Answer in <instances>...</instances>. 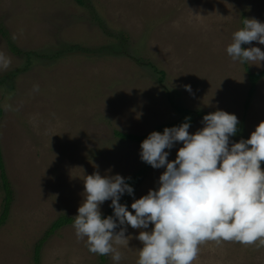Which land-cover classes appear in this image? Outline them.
I'll list each match as a JSON object with an SVG mask.
<instances>
[{"label": "rangeland", "instance_id": "obj_1", "mask_svg": "<svg viewBox=\"0 0 264 264\" xmlns=\"http://www.w3.org/2000/svg\"><path fill=\"white\" fill-rule=\"evenodd\" d=\"M245 18L264 22V0H0V23L22 51L14 54L0 34L7 61L0 62V149L13 190L0 227V264H35L37 243L60 215L77 214L93 172L127 179L143 169L126 200L130 211L134 199L158 186L164 168L143 162L140 145L114 130L145 134L185 108L203 113L189 128L195 132L219 108L239 120L230 142L250 136L264 120V76L250 97L245 63L226 52ZM251 46L264 51L256 41L242 45ZM251 63L252 72L264 69ZM2 204L0 188V213ZM110 204L101 205L102 215ZM120 227L129 240L114 245L118 264H137L140 229L115 231ZM86 240L73 224L55 230L39 264H117L111 254L90 252ZM199 248L193 264H264L259 241Z\"/></svg>", "mask_w": 264, "mask_h": 264}, {"label": "clouds", "instance_id": "obj_2", "mask_svg": "<svg viewBox=\"0 0 264 264\" xmlns=\"http://www.w3.org/2000/svg\"><path fill=\"white\" fill-rule=\"evenodd\" d=\"M253 41L264 45V22L245 18L226 52L234 61L264 66L260 47H242ZM0 62L7 67L3 57ZM184 87L192 91L191 85ZM202 124L190 132L186 118L141 141L140 159L164 171L155 189L133 200L131 211L120 202L124 194L134 195L125 177L99 171L86 176L73 228L78 239L87 238L90 252L111 254L118 264L122 256L114 245H128L129 239L126 227L115 230L125 225L140 229L137 264H193L207 241L264 245V120L236 142H230L238 132L236 114L217 108L202 117ZM178 143L182 146L169 160ZM108 200L113 214L103 216L101 205Z\"/></svg>", "mask_w": 264, "mask_h": 264}, {"label": "trees", "instance_id": "obj_3", "mask_svg": "<svg viewBox=\"0 0 264 264\" xmlns=\"http://www.w3.org/2000/svg\"><path fill=\"white\" fill-rule=\"evenodd\" d=\"M73 1L79 6H86L87 5V0H73ZM0 34L7 40L8 47L14 54H16V55L22 54V51L17 46H15L14 43L11 41L7 31L4 30V27L2 26L1 23H0ZM245 69L247 70V75H248V79L250 82V89H249L248 95L251 97V95L253 94L254 86L256 85V82L264 76V69L262 71H259V72H252L246 63H245ZM160 73L164 74L163 71H161ZM177 111L179 112V115L175 121L159 125L158 127H155L152 131L155 130V131L163 132V129L165 127L178 126L179 124L184 122L186 118H188L190 120V124H193L196 121V119H195L196 117H201L203 115V113H201V112H195L194 113L193 111H190V110L185 109V108H177ZM1 115H2V109L0 107V117H1ZM152 131H149L145 134L139 135V134H131V133H126V132L114 130V135L116 137L120 138L121 140L134 141L140 145L141 141L143 139H145L147 137V135ZM142 171H143V169L126 179V182L129 183L130 185H132L133 189H135V186L138 183L139 174ZM0 188L3 192V204H2L3 207H2V211L0 213V227H1V225H3L8 218L10 206H11V203L13 201V190L11 187V182L8 178L7 170L5 168V163H4L2 153H1V149H0ZM128 196H130V195L125 194V198L123 200H121L120 202L126 204V200H127ZM112 214H113V209H110L105 214H103V216H108V215H112ZM74 219H75V217H73V216L60 215L51 224L49 229L46 231L44 237L37 243V245L35 247V252H34L35 264H39L40 251H41V248H42V245H43L45 239H47L50 235H52L55 230L65 226V225L73 224Z\"/></svg>", "mask_w": 264, "mask_h": 264}]
</instances>
